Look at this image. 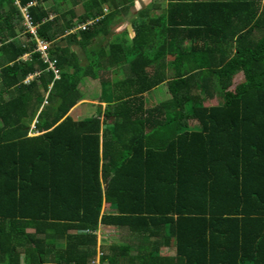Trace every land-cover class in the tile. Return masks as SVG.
Segmentation results:
<instances>
[{"label": "trees", "instance_id": "obj_1", "mask_svg": "<svg viewBox=\"0 0 264 264\" xmlns=\"http://www.w3.org/2000/svg\"><path fill=\"white\" fill-rule=\"evenodd\" d=\"M47 1L0 0V264H97L100 225L131 236L99 264H264V0H169L100 50L133 0ZM86 77L107 106L77 121Z\"/></svg>", "mask_w": 264, "mask_h": 264}, {"label": "crops", "instance_id": "obj_2", "mask_svg": "<svg viewBox=\"0 0 264 264\" xmlns=\"http://www.w3.org/2000/svg\"><path fill=\"white\" fill-rule=\"evenodd\" d=\"M87 0H63L60 3L61 7H57V3L56 0H48L45 3L46 8L50 9L53 8L52 11V15H51V19H53L55 16L60 15L61 11L66 12L67 10L73 9L74 10V15L80 17L81 15H83L86 11L85 7H84V3ZM204 1V0H202ZM168 3L169 0H133V4L132 7L129 8L127 13H121L119 15V17L114 21V23L111 25L110 31L108 34H102L100 36H97L93 39V41L91 42L90 49L92 50H100L102 47H107L109 46V43L113 42V40L118 37L119 35H124L123 32L124 30L128 31L129 33V37L130 39L134 37L135 35V30H134V26H133V22L135 19H137L140 15H143L145 12H148L147 15H151V16H159L161 14H163L164 10L168 7ZM59 8H61V11L59 10ZM106 12L108 11V6L105 7ZM75 22H77L74 28L71 29V33L72 32H76L77 30L80 29H85L87 26L91 25L93 23L92 19H87L84 22H79L78 19H75ZM132 30V32H131ZM121 37V36H120ZM62 45H65L66 42L61 41ZM71 48L73 51L76 52L77 56L79 57V62L82 65H86L88 64V59L84 54L83 49L77 45L76 43H71L70 44ZM168 60L171 61V59L168 57ZM174 75V70H169V74ZM243 73H239L238 75L235 76L234 82H233V86L235 87V81L236 78ZM125 76V73H121L118 75L117 78L121 79ZM112 78V75L109 74V76H106V79ZM166 86V85H165ZM167 87V86H166ZM95 88V90H92V98H89V92L91 89ZM79 89L82 95L81 100L78 102V104L70 111V115L74 118V120H83L86 116L88 115H93L96 113L97 109L102 108L103 110L105 109V107L107 106V103L102 102L101 99H99L100 97V92H101V85L99 83V81H95L92 79V77H86L84 78L79 85ZM168 89V88H167ZM231 89H233L231 87ZM159 92V89L157 90L154 89L153 92L150 94L152 97L151 101L154 103L157 102L156 100V96ZM97 96V97H95ZM93 97H95L93 99ZM214 98V97H213ZM81 106H84L86 108L90 107V108H94V112L88 115H84V117L82 116H78L81 115ZM77 111L79 112V114L77 113ZM76 114L77 116L74 117V115L72 114ZM34 127V124L32 126V128ZM37 133H30V136L36 135ZM111 227V226H109ZM113 242V241H112ZM117 242V241H114ZM101 247V245H100ZM164 251H166L165 249H170L171 254L169 255H174L175 254V245L173 244L170 248L164 247L162 248ZM100 252V250H99ZM163 254H166L162 251ZM98 259V256H97ZM24 260V257H23ZM99 260V259H98ZM96 260V261H98Z\"/></svg>", "mask_w": 264, "mask_h": 264}, {"label": "rangeland", "instance_id": "obj_3", "mask_svg": "<svg viewBox=\"0 0 264 264\" xmlns=\"http://www.w3.org/2000/svg\"><path fill=\"white\" fill-rule=\"evenodd\" d=\"M172 74L170 73L169 74V76H171ZM242 83H244V76H242V74H240L237 78H236V81H235V84H236V86L237 85H241ZM235 86V87H236ZM233 89L235 88L233 85L231 86ZM161 88V89H160ZM158 89H160L161 91H168V89H167V87L165 86V85H161V86H159L158 88H157V90ZM231 89V88H230ZM92 90H95V88H93V89H91L90 90V92L88 93L90 96H89V98L91 99L92 98ZM218 91L215 93V97L213 98V97H211V98H208V99H206L205 97H204V94H203V98H204V100H205V105L206 106H213V105H217V104H219L220 103V101H221V99H219V97H218ZM95 97H97V96H95ZM95 97H93V99L95 98ZM167 97H170V95H169V93H168V96ZM81 110H82V112H81V115H78L79 117L80 116H82V117H84V115H88V114H92L93 112H94V108H90V107H88V108H86V107H84V106H81ZM77 113L79 114V112L77 111ZM77 113L76 114H74V113H72L73 115H74V117H76L77 116ZM94 115V114H93ZM36 121V120H35ZM34 124V123H33ZM33 124H32V126H33ZM192 125L195 127V128H199V129H201V126H200V123L198 122V121H195V122H193L192 123ZM31 126V127H32ZM34 134V133H33ZM104 211L105 212H108L109 211V207H108V205L107 204H105L104 205ZM97 233V236H98V259H99V256H100V254H101V252H99V250H100V245H102V244H108V243H110V242H112V241H117V242H119V241H123V242H127V241H129V236H131V234L127 231V230H125V229H120V228H115V227H109V226H105V225H100V227H99V229H98V231L96 232ZM133 243L135 244V240L133 241ZM166 251H164L163 249H162V251L164 252V253H166V254H171V251H170V249H165ZM97 259V260H98ZM96 263L97 264H99V260L98 261H96Z\"/></svg>", "mask_w": 264, "mask_h": 264}, {"label": "built area", "instance_id": "obj_4", "mask_svg": "<svg viewBox=\"0 0 264 264\" xmlns=\"http://www.w3.org/2000/svg\"><path fill=\"white\" fill-rule=\"evenodd\" d=\"M23 12L25 14V25H26L27 30H29L32 34L37 35V28H36V26H34L32 24V20L30 18V15L27 12V9L24 8ZM48 49H49V44L48 43L39 41L38 51L41 52L42 56L45 58L46 61H49V59H48ZM51 67L53 68V70H54V72L56 74V77L58 78L59 77V70L52 63H51Z\"/></svg>", "mask_w": 264, "mask_h": 264}, {"label": "water", "instance_id": "obj_5", "mask_svg": "<svg viewBox=\"0 0 264 264\" xmlns=\"http://www.w3.org/2000/svg\"><path fill=\"white\" fill-rule=\"evenodd\" d=\"M131 32H132V30H131Z\"/></svg>", "mask_w": 264, "mask_h": 264}]
</instances>
